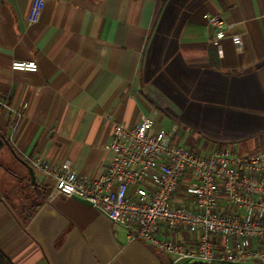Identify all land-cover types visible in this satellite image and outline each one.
I'll return each instance as SVG.
<instances>
[{
  "label": "crops",
  "instance_id": "obj_1",
  "mask_svg": "<svg viewBox=\"0 0 264 264\" xmlns=\"http://www.w3.org/2000/svg\"><path fill=\"white\" fill-rule=\"evenodd\" d=\"M30 2L0 0V131L18 158L0 153L19 173L0 164L12 184L0 180V251L13 264H173L93 205L50 197L55 178L26 157L56 168L69 160L93 181L112 155L113 124L142 115L183 146L262 150L264 0H46L35 23ZM206 14L234 24L218 46L206 43ZM232 33L242 34L243 53ZM27 59L37 71L10 68ZM24 183L44 193L25 224Z\"/></svg>",
  "mask_w": 264,
  "mask_h": 264
},
{
  "label": "built area",
  "instance_id": "obj_2",
  "mask_svg": "<svg viewBox=\"0 0 264 264\" xmlns=\"http://www.w3.org/2000/svg\"><path fill=\"white\" fill-rule=\"evenodd\" d=\"M45 2L31 0L29 23L38 21ZM205 19L213 29L206 43L214 46L234 27L218 14ZM229 37L236 52L243 53L242 34ZM10 68L34 72L38 64L13 60ZM13 112L19 118L23 109ZM106 148L112 155L90 182L76 175L69 160L59 168L39 156L26 160L55 178L50 197L89 201L127 228L128 241L171 254L173 264H264V148L241 152L230 146H183L173 140V131L154 129L152 115H142L135 125L115 122Z\"/></svg>",
  "mask_w": 264,
  "mask_h": 264
},
{
  "label": "trees",
  "instance_id": "obj_3",
  "mask_svg": "<svg viewBox=\"0 0 264 264\" xmlns=\"http://www.w3.org/2000/svg\"><path fill=\"white\" fill-rule=\"evenodd\" d=\"M0 139L2 141V148H5L13 154L16 158V153L12 150V147L6 138V136L0 131ZM18 189L22 198V207L18 211V216L21 221L25 224L27 223L35 214L38 206L43 200L44 193L36 191L31 184H21ZM0 264H13L1 251H0ZM213 264H223V263H213Z\"/></svg>",
  "mask_w": 264,
  "mask_h": 264
},
{
  "label": "rangeland",
  "instance_id": "obj_4",
  "mask_svg": "<svg viewBox=\"0 0 264 264\" xmlns=\"http://www.w3.org/2000/svg\"><path fill=\"white\" fill-rule=\"evenodd\" d=\"M10 159V158H9ZM9 159H8V156H7V154H6V152L4 153V154H1L0 153V164L1 165H4V166H7V168L9 169V170H14V172H13V174H17L18 172H17V170L14 168V166L12 165V164H10V162H9ZM11 161V160H10ZM13 162V161H12ZM14 163V162H13ZM19 174V173H18ZM0 175H4V173L2 172V170H0ZM3 183H5L6 185H12V184H10L11 182L9 181L8 182V180H6L3 176L1 177V179H0ZM20 205H21V203H19V202H17L16 203V207L17 208H19L20 207Z\"/></svg>",
  "mask_w": 264,
  "mask_h": 264
},
{
  "label": "water",
  "instance_id": "obj_5",
  "mask_svg": "<svg viewBox=\"0 0 264 264\" xmlns=\"http://www.w3.org/2000/svg\"><path fill=\"white\" fill-rule=\"evenodd\" d=\"M1 146H2V141H1V139H0V147H1ZM30 173L32 174V171H31V170H30ZM76 198L79 199L80 201L84 202V203H87V204L91 205V203H90L89 201L85 200V199L78 198V197H76ZM190 264H207V263H205V262L195 261V262H192V263H190Z\"/></svg>",
  "mask_w": 264,
  "mask_h": 264
}]
</instances>
